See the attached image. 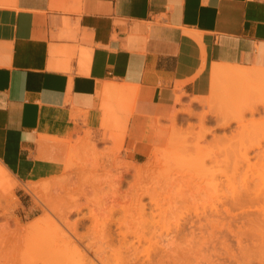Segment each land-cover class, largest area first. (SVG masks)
Here are the masks:
<instances>
[{
    "label": "crops",
    "instance_id": "crops-1",
    "mask_svg": "<svg viewBox=\"0 0 264 264\" xmlns=\"http://www.w3.org/2000/svg\"><path fill=\"white\" fill-rule=\"evenodd\" d=\"M252 79L264 0H0V168L59 177L85 133L145 163L182 104Z\"/></svg>",
    "mask_w": 264,
    "mask_h": 264
},
{
    "label": "rangeland",
    "instance_id": "rangeland-1",
    "mask_svg": "<svg viewBox=\"0 0 264 264\" xmlns=\"http://www.w3.org/2000/svg\"><path fill=\"white\" fill-rule=\"evenodd\" d=\"M218 85L220 86L216 97L195 98L192 103L182 104V108L175 111L170 120V134L166 143L157 148L145 162L148 163L150 160L153 162L157 156L160 158L162 155L160 160L157 159L159 162L157 172L165 173L170 165L169 160L166 162V159L175 156L172 154L180 151L177 146L173 149L175 142L192 147L194 145V150L192 149L188 153V157L204 162L197 166L194 165V167L190 166L191 169H186L174 179L164 182L163 188L156 197L143 196L141 204L145 205V218L140 216L135 218L134 216V219L132 217L137 212L131 196L132 191L141 182L137 174L139 168L145 163L137 164L124 158L121 150L111 146L106 139L95 140L90 133L83 134L81 139L79 138L76 142L71 140L72 145L78 144L77 150L72 153L73 162H70L69 167L65 165V170L59 177L31 184V182H24L16 176L14 177L3 166L6 175L4 179H0L2 184V186L0 184V246L2 247H0V264H58L52 255L45 254L46 244L55 235L57 236H55V240L53 239L54 242L56 238L57 241L64 238L78 241L69 232H67V236L49 226L42 227V232L40 229L35 230L34 233L21 232L15 229L13 220L9 221L8 228H11L9 232L6 225L9 205L4 195L9 188L14 189L17 205L15 216L21 220L23 226L29 225L37 217L48 216V212L45 213L46 209L42 207L46 202L66 211L81 207L82 214L73 213L70 215L71 223L90 213V208H95V212L97 210L98 213H93L92 209V214H97L100 222L107 216L111 217L109 220L112 219L110 221L112 235L109 234L116 237H112L113 240L110 235V237L107 235L109 237L107 240L106 234L108 233L104 235L100 232L105 229L102 230V227L98 226L101 224L97 219L98 216L96 217L97 223L94 224H98V227L95 226L94 231H92L94 225L90 220L85 221V226L80 228L81 230L78 229L83 249L87 245L90 246L91 243L93 250L98 252V247L101 249L100 247L103 245L104 248L110 245L107 249H102V254H108L107 259L111 264H116L114 255L111 253L116 254L115 251L120 246L122 236L119 235V231L123 223L128 226L125 225V228L122 225L121 230L125 231L126 229L128 232L125 231L127 233L125 242L128 244L129 251H126L125 242H122L121 246L125 247L122 250L126 257H123L125 261L127 258L128 263L132 257V260L137 257L136 253H139L140 260H138L139 258L134 261L130 260L132 263L264 264V141L260 148H254L263 138L264 79H252L246 83L222 81ZM243 94L246 102L239 105L238 100ZM239 107L248 108L245 109L243 123H239L237 118ZM254 125H257L259 129L258 134L253 133ZM174 150L175 152L172 153ZM170 151H172L171 156L168 154ZM90 153L91 155H89ZM70 157L71 154L69 160ZM165 157L167 158L165 159ZM0 167L2 166L0 165ZM89 170L90 174L97 175V179L94 176L89 177L91 176L87 174ZM120 173L121 175L123 173L125 179L120 182L121 185H117L113 179L118 178ZM61 180H64L65 184L57 183L58 186H53L54 182ZM90 182L93 183L89 184ZM82 183H84V187ZM30 186L34 187L35 192L29 190ZM81 186L83 191L80 190ZM111 186L118 187L116 189L119 191H116L115 188L113 190ZM112 191L117 193L113 195ZM105 195H108V198ZM102 203L105 205L104 209ZM7 209L8 211H6ZM102 209H106V212ZM108 217L106 222H108ZM90 229L92 230L88 231ZM3 230L5 231L3 232ZM129 232L130 234L137 232L138 237H141L142 244L139 243L137 235H130ZM51 233L53 234L51 235ZM103 233L105 232L103 231ZM61 234L63 236L59 237ZM44 238L45 240H43ZM42 240L45 245L42 244ZM2 242L3 245H1ZM137 249L139 251H136ZM105 250H109L108 253ZM70 251H72V247ZM134 252L135 254L131 256V253ZM99 253L101 254V250ZM135 255L136 257H134Z\"/></svg>",
    "mask_w": 264,
    "mask_h": 264
},
{
    "label": "bare ground",
    "instance_id": "bare-ground-1",
    "mask_svg": "<svg viewBox=\"0 0 264 264\" xmlns=\"http://www.w3.org/2000/svg\"><path fill=\"white\" fill-rule=\"evenodd\" d=\"M248 109V108H247ZM246 109V110H247ZM250 109V108H249ZM251 110V109H250ZM244 115H245V111L242 109L241 111H237V118L239 119V123H243V118H244ZM235 118V117H234ZM233 118V119H234ZM259 127V126H258ZM250 129H252V128H250ZM253 133H255V134H258L259 132V129L257 128V125L255 126H253ZM262 130V129H261ZM258 132V133H257ZM260 135V134H259ZM262 136H263V138H262V140L261 141H259L258 143H257V145H255L254 146V148H260L261 146H262V141H264V130H263V133H262ZM81 139V138H80ZM85 141V140H84ZM175 142V141H174ZM83 143V142H82ZM176 144H173V149H174V147L175 146H177V148H178V150L180 149V151H178V153H176L175 152V150L172 152V151H170V152H168V154H169V156H171V154L172 153H174V154H172V155H175V156H172V157H170V158H168V159H166L167 157H165V159H166V162H167V160H169V164L170 165H168V168L169 169H167V171L165 172V173H159V172H157V166L159 165V162H157V159L159 158V156H157V159L155 158V160H153V162H151V160H150V162H148V163H145L143 166H141L140 168H139V170H138V178H139V180L141 181V182H139V184H137V186H136V188L132 191V200L134 201L133 203V205L135 206L136 205V207H134L135 208V210H136V212H137V214L136 215H134L133 214V218H134V216H135V218L137 217V216H140L141 218L142 217H144L145 218V205L144 204H141V199H142V197L143 196H145V195H147V196H149L150 198H154V197H156L157 196V194L159 193V191L163 188V185H164V182H166V181H168V180H172V179H174L179 173H181L182 171L184 172L186 169L187 170H189V169H191V168H189L190 166H193L194 167V165L195 166H197V165H199V164H201V163H204V162H202L203 160H200V159H191V158H189L188 156V153L189 152H191L192 151V149L194 148V145H193V147L192 146H188V145H186V144H178V142H175ZM171 144V145H172ZM77 145L78 144H73L72 146H71V152H70V154H71V157H70V160H69V163H68V165H67V167H69V164H70V162H73V159H72V153H74L76 150H77ZM169 145V144H168ZM85 146V145H84ZM88 146H90V145H88ZM91 146H93V145H91ZM90 146V147H91ZM172 147V146H171ZM196 147H197V145H196ZM83 148V147H82ZM169 148H170V146H169ZM176 148V147H175ZM94 149V148H93ZM196 150H198L197 148H195ZM81 150V149H80ZM87 150H90V149H87ZM194 150V149H193ZM85 151V150H84ZM91 151H92V148H91ZM167 151H169V150H167ZM172 152V153H171ZM181 152H183V153H181ZM94 154V153H93ZM161 154V153H160ZM86 155V154H85ZM89 155H91V153L89 154ZM88 155V156H89ZM87 156V155H86ZM161 156L162 155H160V158H161ZM92 157V156H91ZM94 157V156H93ZM97 157V156H96ZM156 157V156H155ZM88 159H90L89 157H87ZM153 158H154V156H153ZM160 158H159V160H160ZM113 160V159H112ZM111 160V161H112ZM80 162H81V160H80ZM85 162H86V160H85ZM85 162H84V166H85ZM93 162H94V158H93ZM100 162H101V160H100ZM158 163V164H157ZM163 163H164V160H163ZM100 164V163H99ZM161 164V163H160ZM81 165V164H80ZM82 165H83V163H82ZM87 165V164H86ZM95 166H96V163L94 164ZM78 166V165H77ZM100 166H101V164H100ZM127 166V165H126ZM83 167V166H82ZM87 167V166H86ZM99 167V166H98ZM78 168V167H77ZM79 168H81V167H79ZM94 168V167H93ZM93 168H88V169H93ZM95 168H97V167H95ZM102 168V167H101ZM82 169H85V168H82ZM86 170V169H85ZM93 171V170H92ZM91 171V172H92ZM95 171H97V170H95ZM107 171V170H106ZM87 172V171H86ZM111 172V171H110ZM264 173V172H263ZM87 174H90V170H89V173H87ZM93 174V175H92ZM92 174H90L91 176H89V177H92V176H94V173H92ZM111 174V173H110ZM5 171L2 169V168H0V179H4V177H5ZM119 175H121V173L119 174ZM118 175V178H117V180H115L116 178H114L113 180L116 182H114L113 180V183H115V184H120V182H123L124 181V175H123V173H122V175L121 176H119ZM87 176V175H86ZM86 176H84L85 178H88V177H86ZM97 175H95L94 177H96ZM115 176H117V175H115ZM136 177V178H137ZM96 179H97V177H96ZM81 180H83V178H81ZM89 180V179H88ZM91 180H93V179H91ZM90 180V181H91ZM95 180V179H94ZM93 180V181H94ZM100 180V179H99ZM3 181V180H2ZM6 181V180H5ZM96 183H97V181H95ZM98 182H100V181H98ZM263 182H264V180H263ZM5 183V182H4ZM57 183L58 184H60V185H63V184H65V181L63 180H61V181H57V182H54V184H53V186L55 185V186H58L57 185ZM85 183V182H84ZM84 183H82L83 184V187H84ZM93 182H90L89 184H92ZM1 184V183H0ZM32 184V183H31ZM34 184V183H33ZM68 184V183H67ZM66 184V185H67ZM86 184H88L87 182H86ZM114 184V185H115ZM113 185V184H112ZM121 185V184H120ZM264 185V184H263ZM1 186H2V184H1ZM116 186V185H115ZM115 186H114V188H115ZM64 187V186H63ZM85 187L86 188H88V186H86L85 185ZM112 187V186H111ZM121 187V186H120ZM55 188V187H54ZM60 188V187H59ZM58 188V189H59ZM90 188V187H89ZM92 188V187H91ZM114 188L112 187V189L114 190ZM117 189H118V187H116ZM115 188V190L116 191H119V190H117ZM82 189V186H81V188H80V190ZM29 190L30 191H34L35 192V190H34V187H32V186H30V188H29ZM38 190V189H37ZM60 190V189H59ZM85 190V189H84ZM39 191V190H38ZM62 191V190H61ZM64 191V190H63ZM81 191H83V189L81 190ZM87 192L89 191V190H86ZM116 191H114L115 193H117ZM37 192V191H36ZM40 192H41V190H40ZM39 192V193H40ZM46 192V191H45ZM71 192V191H70ZM263 192H264V190H263ZM15 192H14V189L13 188H9L8 190H6L5 191V198H6V200H7V202H8V205H9V212H7L8 213V216H7V222H6V225H7V229H9V232H10V227L8 228V226H10L9 225V221H11V220H13L15 223H14V225L16 226L15 227V229L16 230H19V231H27V232H33L34 233V231L35 230H38V229H40L41 230V228L42 227H45V226H49L51 229H53L54 228V230H57L58 232H61L62 234H64V235H67L68 233L67 232H69L71 235H74L76 238H77V240L78 241H76L75 239L74 240H72L71 238H64V239H61V240H59V241H57V238H56V243L54 242V240H55V236H57V235H55L54 236V240L53 239H51V241H52V243H50L51 245H50V247L48 246V244H46L47 245V249L46 248H44V249H46V250H48V251H44L43 249V251L45 252V254L46 255H49V256H51L52 255V257H53V259L55 260V262L56 263H58V264H111L110 262H109V260L107 259L108 258V254H106V255H103L102 254V249L104 248L103 246H101L100 248L101 249H99V247L97 248L99 251L97 252V251H94L93 250V248H92V246H91V243H90V240H89V243H87V244H89L90 246H85L84 247V249L81 247L82 246V242H81V240H82V238H80L79 236H78V229H80V228H82V227H84L85 226V221H88V220H90V222H92V225H94V224H96L97 222H96V217L98 216L97 214L95 215V214H92V209L93 208H90L91 209V212L90 213H88L87 215H83L84 217H81V218H78V219H76L73 223H71L70 222V220H69V218H70V215L71 214H73V213H77V214H82V208L81 207H76V208H74V209H71V210H68V211H66V210H63V209H58V208H56L57 206H56V204H54L56 207H54L52 204H49V203H47L46 202V204H44V206H42V207H44L45 209H46V211H45V213H47L48 212V216H45V217H42V216H40V217H37L36 219H34L29 225H27V226H23V224L21 223V220L20 219H17V217L15 216V209H16V203H15V201H16V196H15V194H14ZM38 193V194H39ZM42 193V192H41ZM50 193V192H49ZM84 193V192H83ZM109 194H111L112 195V193H113V191H112V193H110V192H108ZM115 193H113V195L115 194ZM119 193V192H118ZM43 194V193H42ZM63 194V193H62ZM87 194V193H86ZM108 194V195H109ZM259 194V193H258ZM108 195L106 196L105 195V197H107L108 198ZM112 195V196H113ZM38 196V195H37ZM44 196V195H43ZM49 198V197H48ZM43 200V199H42ZM47 200V199H46ZM51 200V199H50ZM49 201V200H48ZM104 203H102V208L104 209V206L105 205H103ZM133 205H132V207H133ZM99 207H100V205H99ZM113 207H115V206H113ZM101 209V208H100ZM102 209V210H103ZM102 210H100V211H102ZM111 210H115V209H111ZM127 210V209H126ZM130 210H132V209H130ZM6 211H8V209L6 210ZM93 213H98L97 212V210H96V212H95V208L93 209ZM103 211H105L106 212V209L105 210H103ZM102 211V212H103ZM104 212V213H105ZM112 212V211H111ZM111 212H110V214H111ZM126 212V211H125ZM127 213V212H126ZM245 213V212H244ZM247 213V212H246ZM103 214V213H102ZM101 215V214H100ZM105 215V214H104ZM112 215V214H111ZM53 216H54V218H53ZM103 217V216H102ZM108 217V216H107ZM106 217V218H107ZM106 218L104 219V220H102L101 219V221L102 222H100L99 220V216L97 217V219H98V221L101 223H99L100 225H98V226H101L102 227V230L103 229H105V230H103L105 233H103V231H100V228H99V231L100 232H102V234H106V233H108V234H106V237H107V235L109 236L111 233H112V229L110 230V225H111V223H110V221L112 220V219H110L109 220V218H111V217H108V222H106ZM132 218V219H133ZM134 218V219H135ZM131 219V220H132ZM106 222V223H103V222ZM133 221V220H132ZM121 221H119V223H120ZM125 222V221H124ZM87 223V222H86ZM126 223V222H125ZM127 223H129V222H127ZM91 224V223H90ZM121 224V223H120ZM131 224V223H130ZM5 225V226H6ZM91 225V226H92ZM97 225H94L93 227H92V229H90V230H88V231H94L95 230V228L96 227H98ZM124 227H125V225L127 226V224H122ZM121 225V226H122ZM88 226V225H87ZM90 226V227H91ZM96 226V227H95ZM121 226H120V233H119V235H121L122 236V240L120 241V246H119V248L118 247H116V248H118L117 249V251H115V250H113V251H115L116 252V254L114 253V254H112L111 253V255H114V263H116V264H131L132 263V261H134V260H137L138 258V260H140V257H138V254L139 253H136L137 254V257H136V255L134 256V257H136L134 260H132L133 259V257H132V259H130V260H132V261H130L129 260V263L127 262V258H126V261H125V258L124 257H126V256H124L125 254L123 253V247H124V245L123 246H121L122 244V242H125V240H126V238H127V231H126V229H125V231L127 232V233H125V231L123 230H121ZM49 227H47V228H49ZM90 227H88V228H90ZM123 227V228H124ZM128 227V226H127ZM46 228V227H45ZM87 228V227H86ZM126 228V227H125ZM14 229V230H15ZM85 229V228H84ZM128 229V228H127ZM6 230V229H5ZM5 230H3V232L5 231ZM13 230V231H14ZM45 230H47V229H45ZM53 230V231H54ZM81 230V229H80ZM98 230V229H97ZM96 230V231H97ZM8 231V230H7ZM26 232V233H27ZM41 232H42V230H41ZM111 232V233H110ZM139 232V231H138ZM44 233H46V232H44ZM110 233V234H109ZM135 233V234H134ZM140 233V232H139ZM5 234V233H4ZM29 234V233H28ZM53 233H51V235H52ZM55 234H57V233H55ZM61 234V236H59V237H62L63 235ZM94 234V233H93ZM101 234V233H100ZM99 234V235H100ZM102 234H101V236H102ZM129 234H130V232H129ZM132 235H137L138 233L137 232H133V233H131ZM130 234V235H131ZM141 234V233H140ZM13 235V234H12ZM58 235H60V234H58ZM112 235V234H111ZM110 235V236H111ZM68 236V235H67ZM109 236V237H110ZM47 237V236H46ZM83 237H85V236H83ZM105 237V236H104ZM109 237H107V240H109ZM113 236H111L110 238H112ZM5 238L7 239V236H6V234H5ZM113 238H116V237H113ZM113 238H112V240H113ZM137 238L139 239V243L140 244H142L141 242V237H138V235H137ZM12 239V238H11ZM59 239V238H58ZM4 240V239H3ZM9 240V239H8ZM18 240V239H17ZM43 240H45V238L43 239ZM42 240V241H43ZM48 240V239H47ZM102 240H103V238H102ZM127 241H129V240H127ZM54 242V243H53ZM99 242H100V240H99ZM101 242H103V241H101ZM7 243V242H6ZM108 243V242H107ZM126 243V242H125ZM124 243V244H125ZM133 243V242H132ZM42 244H44L45 245V243H44V241H43V243ZM42 244H41V246H42ZM81 244V245H80ZM103 244H104V242H103ZM1 245H3V242H2V244ZM12 245V244H11ZM10 245V246H11ZM16 245V244H15ZM127 243H126V251L128 252L129 251V248H127ZM132 245V244H131ZM94 246V245H93ZM108 246H110V245H108ZM108 246H105L106 248H104V249H107V247ZM133 246H134V243H133ZM1 247V246H0ZM12 247V246H11ZM10 247V248H11ZM49 247V248H48ZM72 247V251H70V248ZM124 247V248H125ZM2 248V247H1ZM115 248V249H116ZM95 250H96V246H95V248H94ZM114 249V248H113ZM100 250H101V254L99 253L100 252ZM109 250H111V249H109ZM108 250V251H109ZM119 250V251H118ZM124 250V251H125ZM107 250H105V252H106ZM108 251H107V253H108ZM136 251H139V249H137ZM135 251V252H136ZM48 252V253H47ZM127 252H125V253H127ZM135 252L134 253H131L130 255L131 256H133L134 254H135ZM141 253H142V251H140ZM149 252V251H148ZM103 253H104V250H103ZM147 253V252H146ZM110 254V253H109ZM124 254V255H123ZM43 255H44V253H43ZM140 255V254H139ZM124 256V257H123ZM147 256H148V254H147ZM112 257V256H111ZM127 257H130V256H127ZM113 259V258H112ZM147 260H149V259H147ZM148 262H150V260L148 261ZM51 263H52V261H51ZM136 263V262H135ZM135 263H132V264H135ZM53 264V263H52ZM141 264H143V263H141Z\"/></svg>",
    "mask_w": 264,
    "mask_h": 264
}]
</instances>
